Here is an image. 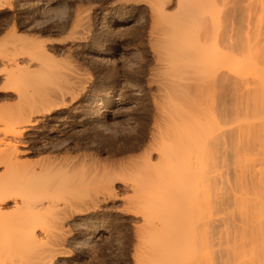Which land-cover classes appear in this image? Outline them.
Segmentation results:
<instances>
[{
	"label": "bare ground",
	"instance_id": "obj_1",
	"mask_svg": "<svg viewBox=\"0 0 264 264\" xmlns=\"http://www.w3.org/2000/svg\"><path fill=\"white\" fill-rule=\"evenodd\" d=\"M50 1L46 0L47 3ZM126 1L144 3L149 8L152 20L149 40L160 64L158 70L151 73L153 79L157 78L154 80L158 81L159 88L169 90L168 96L172 100L168 103L170 110L164 111L163 115L166 119L165 125L168 122L171 127L163 133V129L156 126L158 129L153 128L154 133L151 132L153 137L159 138L156 146L164 166L162 170L159 168L160 171L155 168L157 172L152 176L147 172L137 174L136 181L147 183L148 186L162 183L154 194L150 193L155 200L158 197L174 195L165 198L169 200L167 202L170 206L165 200V204L163 201L160 204L163 207H154V211L157 208L156 213L157 210L168 212L176 206L182 211L185 209L183 204L196 202L192 200L197 199L194 196H198L195 203L197 210L204 211L199 212V215L196 208L194 213L192 209L191 213H196L192 217L188 213H179L183 216H169L170 213H167L166 218H159V225L155 221L156 216L143 214L145 223L154 228L148 237V246L154 252L151 264H264V54L254 53L256 46H248V43L246 46L240 43V39H228V42L222 40L220 45H217L218 41L215 39L216 43L211 42L215 44L213 46L208 43L211 32L206 34L209 35V40L206 41L207 36L205 41L201 39L204 36L203 29L208 24H204L206 14L215 24L214 28H219L218 25L224 21L222 15L225 13L222 14V7L217 6L216 0H178L177 10L174 12H169L166 8L170 0ZM71 2L68 1L60 9L46 6L47 9L43 8L44 11L40 10V13H34L30 18L25 14L22 17L16 16L17 21L13 26L15 39L13 42L8 41L13 43V49L9 53L8 50L4 51L7 53L5 59H2L6 70L5 90L15 93L17 104L14 112L0 115V165L6 167L5 174L0 175V216L9 213L2 210L10 201L15 202L16 210L15 216L11 215L13 217L8 218L11 220L6 225L13 230L7 231L8 236L0 241V264H52L47 259L48 254H43L48 249L39 247L43 249L41 252L38 248L39 242L43 246L46 241L56 246L62 237L58 236L56 229L55 232L48 227L44 228L46 231L43 230L41 236L38 235V226L43 222L39 220L44 219L45 212L59 208L61 205L58 201L65 199L63 203L68 206L72 200L87 198L95 191V183L91 182L95 175L91 176L85 168L83 170L82 166H77L79 161L74 162V158L70 161L68 158L71 155L68 152L66 155L69 157H65L69 161L62 160L64 163L61 164V161H54L56 158L61 160L60 156L52 159L55 169L52 163L49 166L46 164V158L50 160L51 157L42 158L41 161H46L45 167L39 166L41 161L34 164L35 159V168L30 165L31 161L22 160L30 152L20 147L24 146L26 135L32 128L37 127L44 117L53 115L63 107L67 108L70 102H76L84 94L86 84L90 82V77H87L88 67L97 60L92 56L94 49L91 45V41L97 39L92 33L93 9L73 7ZM10 5V1L0 0V12ZM262 11L264 14L263 9ZM10 18L8 16L0 20V30L9 23ZM218 31L216 33L219 34ZM111 34L107 32V36ZM97 37L102 38V34ZM112 96L109 94L103 98L98 112L100 117L104 118L106 112L112 114L118 111L116 106H108ZM159 107L163 108L162 105ZM61 119L51 117V122H56L52 126L58 128V131L67 123ZM72 137L67 136L63 140L48 139L49 142L44 148L46 151L59 152ZM77 144L78 141L74 145ZM37 148L39 147L35 146L33 149ZM39 160L37 159V163ZM158 163L160 162L157 161ZM149 168L146 169L150 173ZM152 186L153 184L150 187ZM172 191L176 193L172 194ZM187 191L191 194V198L186 196L190 201L182 195ZM201 194H204L205 199H200ZM174 199L183 204H177ZM200 200H205L202 202L205 203V208L199 203ZM200 204L202 208L198 206ZM88 210L89 208L80 209L79 214ZM176 210L177 208L174 209ZM186 211L187 209L182 212ZM169 219L173 221L170 223ZM155 224L160 226L159 230ZM43 238L46 241L42 242ZM52 248L49 249L50 252H53Z\"/></svg>",
	"mask_w": 264,
	"mask_h": 264
},
{
	"label": "rangeland",
	"instance_id": "obj_2",
	"mask_svg": "<svg viewBox=\"0 0 264 264\" xmlns=\"http://www.w3.org/2000/svg\"><path fill=\"white\" fill-rule=\"evenodd\" d=\"M7 1H10L11 5L8 7L6 6V8H4L2 12H0V20H4L8 16L12 18H10L9 23H7L5 27H2L3 29L0 30V115L3 113L14 112L17 104L15 93L5 90L6 84L4 81V74H6V70L3 61L6 57L5 55L7 54L4 53V51L8 50L9 53L10 50L13 49L12 42L14 41L16 35L14 33L13 26L17 21L16 16L22 17L25 14V16L27 15L26 17L30 18L32 14H38L40 13V10L44 11V9H47L46 6L56 7L57 9H60L63 8L66 3H68V1H72L71 3L73 4V7L80 6L81 8L85 9H93L91 11L93 23L92 33L95 34V37L97 38L95 39V41H91L92 49H94L92 56L95 60H97L96 63H91L88 67L89 71L87 77L89 76L90 78L88 79L86 77V79H88V82H90L86 84V89L82 97H80L81 99L79 98L77 100L78 102L76 101L71 103L68 98V102H70L71 104L69 103L67 108L63 107L62 109H59L53 115L44 117L41 121L42 123L40 122V124L38 125L40 127H34L35 129L32 128L27 133L24 143L25 147L22 145L20 146L22 150H29L30 153L24 155L25 158L23 156L22 160H27L29 162L31 161L32 164L30 165L32 166L35 159L36 162L34 164H39V162L43 160L42 158L45 159V157H51L50 160H52L54 157L60 156L59 158L61 160L56 158L54 159V161H57V163L61 161V164L66 162L68 159L72 161V159L74 158V162L79 161V164L81 163V165L77 164V166H82V169L85 168V171H88L89 175H95L93 177L94 181L91 180V182L95 183H92L94 184L93 186H95V191L96 189H98L97 191H99H93L92 193H90L91 195L89 194L87 196V198L82 197L83 199H74L72 200L73 202L71 203V205L68 206L63 203V200L65 201V199L60 200L58 201L61 205L59 206V208L50 209L49 211L45 212V215L43 216L44 219L41 218L39 220V222L43 220V222H41L42 225L44 224V222L46 223L44 224L45 227L43 225V229H41L40 231L42 225L39 223V225L41 226H38L39 230L37 231V234L42 235L43 230H45L44 228L48 227L50 229L52 228V230H54L55 232L57 230L59 232L58 236H61L62 238H59L60 240L57 239L58 245L56 246L50 245L52 243H47L46 239L43 238L41 241L43 242V240H45L46 244H44L43 246V243L41 242L42 244H40L39 242L38 248L42 247L44 250L48 249V251H45L47 253L44 252L43 254H48L47 256L49 258L47 259L48 261L50 260L52 264H151L153 260L152 254L154 252H151L152 250L148 246V237L150 233L154 231V228L153 226L150 225V227L145 223V221L143 220L144 215L150 213L156 216V222H158L160 217H165V215L167 216V213H170L169 216H183L187 215L188 213V215L192 217V215H195L198 211V208L196 207L197 205H195L198 196H194L197 199L192 198V200H195L196 202H187L190 200H188L186 196L190 197L191 194H189L188 191L187 193H185V191L184 194L181 193L184 198H187V203L183 204L182 202H177L185 205V209H187L185 213L182 212L185 209L180 211L177 206L175 208L172 207V209L168 208V212H165L163 210L165 212L163 213L158 212L157 210L156 213L157 208L154 211V207L159 206L161 204V201H163V203L165 204L167 201H169L166 199L174 195H169L170 197L166 195V199L164 198V196H162L161 198L158 197L157 200H155L151 198V194H154L155 191L161 187L162 183H152L153 186L150 187L152 185L150 183V186H148L147 183H140L139 181H136L137 174H143V172H147L152 176V174L155 175V173L157 172L156 169L158 171H160V169L162 170L164 162L160 160L156 146L159 138H155L153 137V135H151L152 133H154L152 129L160 126V129H163V133H165L167 132L166 129L171 127L168 122L165 125L166 119H164L163 116L165 114L164 111L168 112L170 110V106L168 103H170V101L172 100H170L168 96L169 90L167 88H165L166 90L159 88L160 86L159 83H157L158 81L154 80L156 77L153 79L154 76H152V73H155V71L158 70L160 64L157 60V56L155 55V51L153 49L154 46H152L149 40V34L152 28V20L148 6L144 3L138 4L136 2L126 0H51L49 3H47L46 0ZM216 1L217 6L219 8L222 7V14H226L222 15V19L224 21L221 19L223 21L220 24L221 26L218 25L219 28H214L215 24L212 23V20H210V18L206 14L204 24H208L205 25L206 29L204 28L203 30L204 32H206V30L209 32H202L204 36L202 35L203 38L201 39H204L205 41V39L210 35L209 37L211 40H209L208 38L206 39V41L209 40L208 43L211 44V42L216 43L215 39H217V45L219 43L222 44V40L228 42L229 40L234 39L233 41H236L240 39L242 41L240 43H244L246 44V46L248 44V46L251 47L256 46V50L252 48L253 51H256L254 53L264 54V14L262 13V9L264 10V0H240L239 2L238 0ZM236 3L239 6L236 5ZM177 4L178 0H170V2L166 4V8L168 9V11L170 10L169 12H174V10H177ZM21 10H25V13L22 14ZM260 12L261 14H263V19ZM235 17L237 19H235ZM259 17H261L262 21L259 20ZM208 20L209 22H207ZM217 31L220 35L216 33ZM107 32H110L112 34L110 36H107ZM101 34L102 38H98L97 35ZM215 34H217L216 37ZM46 37L48 39L50 38L48 36ZM46 37L45 39H47ZM107 40H110L111 42H108ZM8 41H12L10 42L11 44L8 43ZM255 42L256 44H254ZM109 94L113 96L112 101L108 106H116L115 108H117L118 111L112 114L106 112L104 113L103 118L98 115V112L100 111L99 107L102 106L100 104H102L104 100L103 98ZM92 104L94 106H92ZM159 104L163 106V108L159 107L162 111L158 108V106H161ZM6 110L8 111L6 112ZM51 117H56L57 120H60V117H62V122H65V120L67 121V123H64L61 131H58V128L52 126L53 124L55 125L56 122H51ZM102 121L103 125L101 124ZM68 124L69 126L73 127H69ZM46 127L48 128V130ZM77 129L81 130L78 131ZM164 129L166 131H164ZM57 132H59L61 135ZM82 133L84 135H81ZM67 136L73 137L69 140V143H67V145H64L65 147H63L61 151H46V148H44L49 142L48 139L54 138L56 140H63ZM75 136L76 138L74 139ZM1 137L2 134L0 133V139ZM78 137L79 139H81H77ZM71 140H73V143L71 142ZM77 141L78 144L76 146L74 144ZM35 146L39 148L33 149L35 148ZM67 152L69 155H71V159H67V157H69V155H66ZM37 159H40L38 163ZM48 160L49 159L46 158V164H48L47 166H49L50 163H52L51 165H53L54 161L52 160L51 162L50 160ZM129 160H132L131 163ZM143 160H146V162H143ZM46 161H41L42 164H39V166L43 165V167H45L46 165L44 163ZM157 161H159L160 163L157 164ZM132 164H134V167L132 166ZM150 164L152 166H149ZM135 165L140 166L141 168L136 167ZM153 165L155 167H153ZM39 166L37 167V169H39ZM33 167L36 168V166ZM79 167H77V169ZM148 167H150V173L146 169ZM50 168L52 170L54 168V165L53 168L52 166H50ZM54 169L52 170L53 172ZM5 172V165H0V175H4ZM112 182L114 183L112 184ZM106 185L110 186L108 187ZM100 186L101 188H99ZM135 186L139 187L135 188ZM105 187L108 190H105ZM168 191L171 190L168 189ZM173 192L174 191H172L171 193L173 194ZM178 192L180 194V191ZM96 193L97 195H95ZM175 193L176 192H174V194ZM201 195L200 199H205V197H203L204 194L202 196ZM176 199H180V201H182L180 197L179 199ZM165 200L166 202H164ZM201 200L199 203L205 201ZM174 202H176V200ZM14 203V201H10L8 205L2 210L5 213L9 212L10 215L8 213L7 215L2 214L3 216H0V241L5 240V238L8 236L7 231L13 230L8 229L6 225H8V221L11 220H8V218L15 216L14 211L16 209ZM192 203L194 204L192 205ZM166 204L170 206L169 202H167ZM204 204L202 203V207L204 206ZM160 206L163 207V205ZM179 206H181V204H179ZM198 206L202 208L201 204ZM86 208H89V210L84 211V214H79L81 212L79 211L80 209ZM128 208L129 210H127ZM176 208L177 212L174 211V209ZM195 208L196 213L192 214V209L194 213ZM203 208H205V206ZM201 211L202 210L198 211L199 215H201ZM179 213H182L183 215H179ZM19 214H21V212ZM191 217L190 219H194V217ZM171 221L173 220L171 219L170 223ZM157 225H159V222ZM159 228L160 226H157V230H159ZM38 248L36 247V249ZM51 248L53 249V252L51 250L52 253L49 250ZM43 249H40V251L42 252ZM54 250L56 252H54ZM61 251L62 253H60ZM65 253H67L68 256ZM50 257H53V259Z\"/></svg>",
	"mask_w": 264,
	"mask_h": 264
}]
</instances>
